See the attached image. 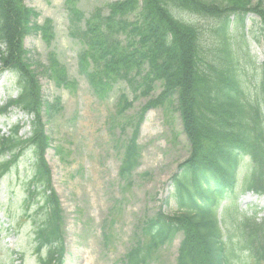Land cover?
<instances>
[{
  "label": "trees",
  "instance_id": "trees-1",
  "mask_svg": "<svg viewBox=\"0 0 264 264\" xmlns=\"http://www.w3.org/2000/svg\"><path fill=\"white\" fill-rule=\"evenodd\" d=\"M120 0L108 5V13L95 10L88 19L66 0L70 35L84 45L79 72L101 97L119 81L146 97L157 83L162 90L140 110L131 137L124 146L119 176L126 179L139 167L137 144L145 114L173 98L177 100L183 132L189 143V156L172 177L178 212H162L146 221L137 242L124 256L125 264H149L178 234L182 241L176 264H230L235 254L231 237L225 234L223 202L231 199L237 213L234 190L241 162L249 158L251 168L243 174V193L264 196V61L255 93L245 91L238 75L237 51L229 39L231 18L242 24L248 15L258 19L264 53V0ZM171 9L220 20L215 29L213 52L203 51L199 30L176 19ZM39 14L24 0H0V72L13 73L16 96L0 108V117L18 110L31 118L30 134L20 136L21 127L0 131V181L30 151L34 175L27 195L37 200L41 220L34 240L39 264H64L63 219L59 199L52 186L46 161L51 139L44 117L51 119L61 108L59 98L44 99L25 38L36 35L50 43V20L38 23ZM84 22V27L80 24ZM44 75L57 87L66 86V72L51 56ZM131 104L121 95L118 115ZM6 159V160H5ZM241 214L237 224L238 246L264 264V216L257 221ZM45 252L42 257L41 253Z\"/></svg>",
  "mask_w": 264,
  "mask_h": 264
},
{
  "label": "rangeland",
  "instance_id": "rangeland-1",
  "mask_svg": "<svg viewBox=\"0 0 264 264\" xmlns=\"http://www.w3.org/2000/svg\"><path fill=\"white\" fill-rule=\"evenodd\" d=\"M120 0H74L84 20L95 10L108 13V5ZM225 4V0H211ZM216 1V2H215ZM258 0H252L256 4ZM25 5L39 14L38 23L50 20L54 38L50 43L41 36L24 40L36 64V74L44 99L59 98L60 110L51 118L44 117L51 147L45 158L51 170L52 186L59 199L64 238V264H125L124 256L137 242L146 221L157 213L178 212L173 193L172 177L189 156V143L183 132L176 98L148 111L141 124L137 144L141 152L139 167L126 179L119 176L124 146L131 137L141 108L161 92V83L146 97L134 92L124 82L114 83L96 95L88 79L79 72L78 59L84 45L71 37L66 0H24ZM178 20L195 26L200 33L203 51L212 54L215 29L220 20L200 17L171 9ZM229 39L237 51L236 69L246 92L257 90L260 65L264 61L258 19L248 15L242 24L231 18ZM84 27V22L80 24ZM51 56H55L66 72L68 84L57 87L44 75ZM17 81L13 73L0 72V108L16 96ZM131 104L122 115L117 113L119 97ZM31 118L18 110L0 117L1 134L16 125L20 136L30 134ZM6 160V159H5ZM251 168L249 158L242 159L234 190L237 213L250 217L258 212L264 216V206L250 192L243 193V174ZM34 175V160L30 151L0 181V264H39L35 252L34 233L41 220L37 200L27 195L28 183ZM262 199V198H261ZM223 223L225 234L231 237L235 254L230 264H261L250 252L238 246L241 214L236 215L231 199ZM182 235L164 246L149 264H176ZM45 252L41 253L43 257Z\"/></svg>",
  "mask_w": 264,
  "mask_h": 264
}]
</instances>
